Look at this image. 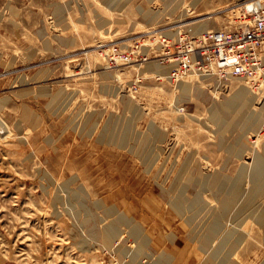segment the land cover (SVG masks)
<instances>
[{"label":"rangeland","instance_id":"obj_1","mask_svg":"<svg viewBox=\"0 0 264 264\" xmlns=\"http://www.w3.org/2000/svg\"><path fill=\"white\" fill-rule=\"evenodd\" d=\"M252 1L0 0V264H264V95L227 111L246 83L170 78L182 37ZM217 177L237 199L205 248Z\"/></svg>","mask_w":264,"mask_h":264},{"label":"built area","instance_id":"obj_2","mask_svg":"<svg viewBox=\"0 0 264 264\" xmlns=\"http://www.w3.org/2000/svg\"><path fill=\"white\" fill-rule=\"evenodd\" d=\"M246 7L232 29L208 31L194 40L182 37V45L172 58L175 67L170 78L176 81L194 74L238 80L263 96L264 0H253Z\"/></svg>","mask_w":264,"mask_h":264},{"label":"bare ground","instance_id":"obj_3","mask_svg":"<svg viewBox=\"0 0 264 264\" xmlns=\"http://www.w3.org/2000/svg\"><path fill=\"white\" fill-rule=\"evenodd\" d=\"M249 7V6H248ZM247 8V7H246ZM242 10V8H240ZM239 9V10H240ZM241 13V11H240ZM240 15V14H239ZM155 16V15H154ZM153 18V17H152ZM202 19V18H201ZM211 19V18H210ZM239 20V18H238ZM205 20H200L198 21V25H195L193 28H192V32L193 33H201L203 32V30H205V28H207L209 25L208 24H203L202 23L204 22ZM196 23V24H197ZM234 25H237L239 24L238 21L237 23H235V21L233 22ZM212 26V25H211ZM210 28V27H209ZM221 28V27H219ZM232 28V27H231ZM234 28V27H233ZM226 29V28H225ZM230 29V28H228ZM192 39V38H191ZM159 66V65H158ZM157 67V64L155 63H149L148 64V68L151 69V70H154L156 69ZM160 74H165L166 72H163V71H160L159 72ZM194 76V74L192 75ZM181 86V89L184 93H190L192 92V88L189 84H180ZM249 91L247 89H243L239 92H237L234 96L231 97V99L229 101H227L225 104H224V109L225 110H232L233 109H241V108H244L245 106H247L250 102V104H257L258 102V96L254 95L252 98L253 100L251 101V97H249ZM223 105V104H222ZM235 108H234V106ZM239 112V111H238ZM219 113V111H218ZM221 113V111H220ZM238 116V115H237ZM237 119V118H236ZM233 121V120H232ZM238 121V120H237ZM239 122V121H238ZM237 122V123H238ZM234 125V124H233ZM263 129V128H262ZM259 136V135H258ZM123 139V138H122ZM258 163L262 166V168L260 169L259 168V174H263L264 173V155L262 156H259L258 157ZM258 174V175H259ZM197 180L200 181V178H198ZM209 179L208 177H205L204 180H203V186H204V190H208V187H211L212 185V181L210 180L209 182ZM217 181V182H216ZM216 185L218 186L219 188V193L217 195L218 197V200H220V208H219V213H218V216L215 218L214 222L212 223V225L210 226L209 230L207 231V233H205L203 235V240H202V244L205 248H207L213 240H216V237L218 236V234H220V231L223 230V222H222V218H225L226 215L229 214V211H230V208L233 207V204L235 203L236 199H237V193L234 191V192H230V193H224L225 189V184L224 182L221 181L220 178H216ZM213 186V185H212ZM259 187H262V189L264 188V177L261 178V181H260V185ZM224 193V195H222ZM222 196V197H220ZM178 209L179 211H183L185 210L186 208V205L184 203L183 200H180L178 201ZM209 206L207 205V203L204 201L203 197H202V194L201 192H199L197 194V196L195 197L194 201L191 203V209L195 212H199L201 210H206ZM222 212V213H221ZM249 213L248 210H245L244 212H239L235 218V223H238L237 226H234L231 231H229V233L226 235V238L224 240V245L227 246V245H232V247H234L235 245L234 244H238V245H241L243 244L244 240H245V235L244 233L241 232L240 230V227L242 226V224L245 222L243 219L241 220V216L242 214H245V213ZM255 214L256 216V221L257 223L261 226V228L263 229L264 231V208H262L261 206H258V208H256V211H252L251 214ZM196 216V215H195ZM197 217V216H196ZM246 219V218H245ZM228 223V222H227ZM230 225V224H229ZM229 227V226H228ZM227 227V228H228ZM134 234L138 235L139 234V231L137 229H134ZM112 236L113 234L108 231L107 233H104V240L107 242V243H110L112 241ZM195 237L197 238L198 237V233H195ZM219 237V236H218ZM202 239V238H201ZM231 243V244H230ZM234 245V246H233ZM237 245V246H238ZM236 247V246H235ZM207 251V250H206ZM239 251V249H238ZM221 253V251L219 252ZM236 253V251H235ZM235 253H233L230 249L228 251L225 252L224 254V257L225 259L223 261H220V264H237L235 262L231 263V261H229L228 257H232ZM218 255V254H217Z\"/></svg>","mask_w":264,"mask_h":264}]
</instances>
